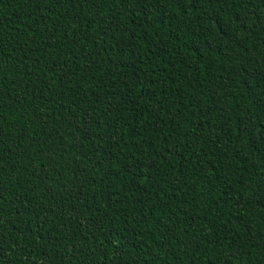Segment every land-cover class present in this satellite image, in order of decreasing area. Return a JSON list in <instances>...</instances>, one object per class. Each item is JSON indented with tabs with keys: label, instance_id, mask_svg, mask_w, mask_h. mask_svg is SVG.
I'll use <instances>...</instances> for the list:
<instances>
[{
	"label": "trees",
	"instance_id": "obj_1",
	"mask_svg": "<svg viewBox=\"0 0 264 264\" xmlns=\"http://www.w3.org/2000/svg\"><path fill=\"white\" fill-rule=\"evenodd\" d=\"M262 93L264 0H0V264H264Z\"/></svg>",
	"mask_w": 264,
	"mask_h": 264
},
{
	"label": "snow or ice",
	"instance_id": "obj_2",
	"mask_svg": "<svg viewBox=\"0 0 264 264\" xmlns=\"http://www.w3.org/2000/svg\"><path fill=\"white\" fill-rule=\"evenodd\" d=\"M195 2L199 3V4H203V3H208V4H216L219 5L221 3V0H195ZM149 4L155 5L157 3H160V0H148ZM177 4H184L185 7H190L191 4L193 3V0H176ZM209 19H212V17H209ZM224 29L222 28L221 31H223ZM260 102H261V106H264V93L260 94ZM243 119H247V116H243ZM245 131H247V129H244Z\"/></svg>",
	"mask_w": 264,
	"mask_h": 264
}]
</instances>
